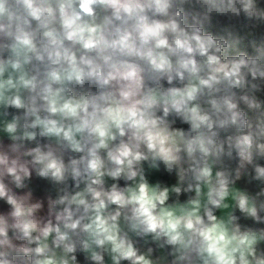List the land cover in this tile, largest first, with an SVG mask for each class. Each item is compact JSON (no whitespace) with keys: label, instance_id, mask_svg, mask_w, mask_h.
<instances>
[{"label":"clouds","instance_id":"1","mask_svg":"<svg viewBox=\"0 0 264 264\" xmlns=\"http://www.w3.org/2000/svg\"><path fill=\"white\" fill-rule=\"evenodd\" d=\"M0 264H264V0H0Z\"/></svg>","mask_w":264,"mask_h":264}]
</instances>
